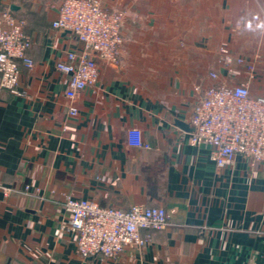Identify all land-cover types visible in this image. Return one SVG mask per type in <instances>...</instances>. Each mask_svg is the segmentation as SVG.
Instances as JSON below:
<instances>
[{
	"label": "crops",
	"instance_id": "1",
	"mask_svg": "<svg viewBox=\"0 0 264 264\" xmlns=\"http://www.w3.org/2000/svg\"><path fill=\"white\" fill-rule=\"evenodd\" d=\"M64 1L0 0L26 22L35 63L21 70L22 95L0 88V181L15 189L0 196V264H264V169L243 157L218 169L210 145L190 144L210 72L264 95V0H100L126 13L125 42L118 65H102L74 101L57 64L84 45L53 29ZM223 46L255 62L251 82L238 65L229 76ZM132 128L151 149L128 146ZM68 196L164 207L170 224L142 231L147 245L117 260L83 259L62 230Z\"/></svg>",
	"mask_w": 264,
	"mask_h": 264
},
{
	"label": "built area",
	"instance_id": "2",
	"mask_svg": "<svg viewBox=\"0 0 264 264\" xmlns=\"http://www.w3.org/2000/svg\"><path fill=\"white\" fill-rule=\"evenodd\" d=\"M125 16L123 11L105 9L100 0L62 3L53 29L70 31L84 45L80 53L69 52L67 60L57 64L58 71L69 78L66 95L71 101L85 89L96 87L102 65H118L125 42L122 32ZM25 28L26 22L13 11L0 9V88L15 95H22L19 91L22 68L35 66L29 56L33 40ZM219 61L230 77L236 75L233 65L242 67L250 82L255 77V62L236 56L226 46L219 49ZM209 78L215 84L204 89L195 106L190 144L210 145L211 159L218 169L226 168L237 157L247 159L252 167L264 169V95L253 94L250 84L218 83L220 77L216 72H210ZM69 113L75 117L79 112L71 105ZM127 134L129 147L151 149L140 129L132 128ZM14 192V188L0 181V196L9 198ZM63 204L70 223L62 225V230L77 235V252L83 259L117 260L128 247L147 245L149 239L142 231L164 230L171 219L164 207L103 208L95 201L69 196Z\"/></svg>",
	"mask_w": 264,
	"mask_h": 264
},
{
	"label": "water",
	"instance_id": "3",
	"mask_svg": "<svg viewBox=\"0 0 264 264\" xmlns=\"http://www.w3.org/2000/svg\"><path fill=\"white\" fill-rule=\"evenodd\" d=\"M65 32H68V33H71L70 31H65ZM183 129L187 130V126L186 125H183V124H179ZM192 132H194V129H191Z\"/></svg>",
	"mask_w": 264,
	"mask_h": 264
}]
</instances>
